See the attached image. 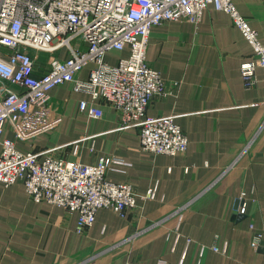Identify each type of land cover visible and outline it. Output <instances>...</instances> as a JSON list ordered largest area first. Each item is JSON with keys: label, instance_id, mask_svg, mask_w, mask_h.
Masks as SVG:
<instances>
[{"label": "crops", "instance_id": "0c3cea01", "mask_svg": "<svg viewBox=\"0 0 264 264\" xmlns=\"http://www.w3.org/2000/svg\"><path fill=\"white\" fill-rule=\"evenodd\" d=\"M233 2L264 45V0ZM129 55V48L113 51L106 61L117 65ZM252 55L229 15L212 6L197 24L181 19L152 29L147 62L175 86L155 97L147 114L175 117L189 140L176 156L144 153L140 129H122L114 108L72 84L54 88L57 128L18 146L40 160L48 154L84 165L114 159L107 178L134 187L138 207L126 218L102 209L81 235L77 213L32 201L22 183H0V264H264V242L252 247L255 233L264 235V68L252 89L241 76ZM54 56L65 60L68 49ZM48 68L40 66L36 76ZM93 68L78 79L88 81ZM82 102L102 109L103 118L83 113ZM4 137L15 140L11 132ZM150 189L153 199L143 200Z\"/></svg>", "mask_w": 264, "mask_h": 264}, {"label": "built area", "instance_id": "2783aa9c", "mask_svg": "<svg viewBox=\"0 0 264 264\" xmlns=\"http://www.w3.org/2000/svg\"><path fill=\"white\" fill-rule=\"evenodd\" d=\"M211 6L229 15L251 45L252 59L242 64L241 76L245 88H254L256 71L264 68V45L233 0H0V183L5 187L22 183L32 201L77 213L76 232L81 235L91 229L102 209L121 218L133 213L138 207L134 187L107 178L114 159L103 157L96 165H84L48 154L40 160L17 143L57 128L60 120L50 105V92L69 83L74 91L89 93L114 108L122 129L139 128L144 153H185L189 140L175 117L147 114L153 99L167 96L175 86L148 64L147 50L153 28L181 19L197 24ZM74 42L86 49H75ZM62 48L69 52L65 60L54 56ZM126 48L128 58L117 65L106 61L108 53ZM40 54L50 55L49 68L36 76ZM89 65L94 66L89 80L78 79ZM80 109L93 119L104 116L102 109L87 102ZM6 132L15 140L4 137ZM77 151L78 147L76 155ZM154 194L150 189L143 200ZM239 202V214L245 215V195ZM263 242L264 235L255 233L252 247L259 249Z\"/></svg>", "mask_w": 264, "mask_h": 264}, {"label": "rangeland", "instance_id": "374dc122", "mask_svg": "<svg viewBox=\"0 0 264 264\" xmlns=\"http://www.w3.org/2000/svg\"><path fill=\"white\" fill-rule=\"evenodd\" d=\"M50 57V55H43V54H40V58H39V65L40 66H45V65H47L48 64V62H49V58Z\"/></svg>", "mask_w": 264, "mask_h": 264}]
</instances>
